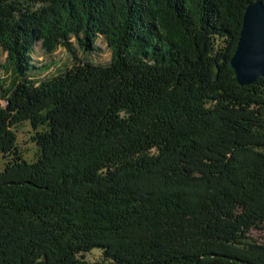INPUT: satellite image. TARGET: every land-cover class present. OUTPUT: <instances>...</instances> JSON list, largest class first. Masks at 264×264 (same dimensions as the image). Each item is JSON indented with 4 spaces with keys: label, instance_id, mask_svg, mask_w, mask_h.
I'll return each mask as SVG.
<instances>
[{
    "label": "trees",
    "instance_id": "trees-1",
    "mask_svg": "<svg viewBox=\"0 0 264 264\" xmlns=\"http://www.w3.org/2000/svg\"><path fill=\"white\" fill-rule=\"evenodd\" d=\"M256 1L0 0V264H264V77L230 63Z\"/></svg>",
    "mask_w": 264,
    "mask_h": 264
},
{
    "label": "rangeland",
    "instance_id": "rangeland-1",
    "mask_svg": "<svg viewBox=\"0 0 264 264\" xmlns=\"http://www.w3.org/2000/svg\"><path fill=\"white\" fill-rule=\"evenodd\" d=\"M96 45L98 47L96 53L92 55H79L82 57L86 56L98 64H108L110 62L111 52L106 43L103 40L99 39ZM7 58V52H5L0 46V75H2L6 79H10L11 72L9 69ZM33 59L38 66H48L49 70L45 75H51L53 72L59 70L63 71L67 67H71L74 63L71 53L68 52L65 47L60 46L54 53L49 54L45 52L40 43H38L35 47ZM15 131L17 134L18 148L22 151L27 160L35 161L39 155V148L34 140V137L36 136V130H34L29 122H25L15 127ZM5 165L6 160L0 153V171H3ZM249 235L254 240L264 242V227L261 226L259 228H254L253 230H251Z\"/></svg>",
    "mask_w": 264,
    "mask_h": 264
},
{
    "label": "water",
    "instance_id": "water-1",
    "mask_svg": "<svg viewBox=\"0 0 264 264\" xmlns=\"http://www.w3.org/2000/svg\"><path fill=\"white\" fill-rule=\"evenodd\" d=\"M241 85L252 84L264 77V3L248 5L238 45L230 60Z\"/></svg>",
    "mask_w": 264,
    "mask_h": 264
}]
</instances>
